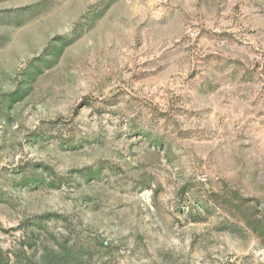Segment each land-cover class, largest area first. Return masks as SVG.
<instances>
[{"label": "rangeland", "instance_id": "1", "mask_svg": "<svg viewBox=\"0 0 264 264\" xmlns=\"http://www.w3.org/2000/svg\"><path fill=\"white\" fill-rule=\"evenodd\" d=\"M0 264H264V0H0Z\"/></svg>", "mask_w": 264, "mask_h": 264}]
</instances>
